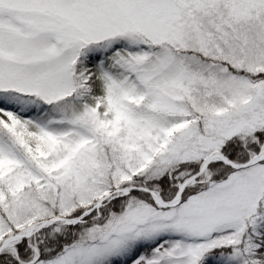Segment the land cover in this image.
I'll list each match as a JSON object with an SVG mask.
<instances>
[{"label": "snow or ice", "instance_id": "1", "mask_svg": "<svg viewBox=\"0 0 264 264\" xmlns=\"http://www.w3.org/2000/svg\"><path fill=\"white\" fill-rule=\"evenodd\" d=\"M0 264H264V0H0Z\"/></svg>", "mask_w": 264, "mask_h": 264}]
</instances>
